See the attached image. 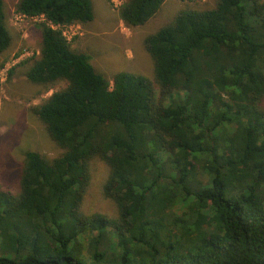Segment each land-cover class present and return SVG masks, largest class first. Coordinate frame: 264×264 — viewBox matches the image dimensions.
<instances>
[{"label": "trees", "instance_id": "trees-1", "mask_svg": "<svg viewBox=\"0 0 264 264\" xmlns=\"http://www.w3.org/2000/svg\"><path fill=\"white\" fill-rule=\"evenodd\" d=\"M165 1L126 0L119 20L142 26ZM16 11L42 18L27 80L66 83L32 108L63 153L27 152L18 193L0 191V264H264V0L185 10L147 37L155 85L71 49L57 27L91 22L90 0ZM93 158L115 217L81 211Z\"/></svg>", "mask_w": 264, "mask_h": 264}, {"label": "rangeland", "instance_id": "rangeland-1", "mask_svg": "<svg viewBox=\"0 0 264 264\" xmlns=\"http://www.w3.org/2000/svg\"><path fill=\"white\" fill-rule=\"evenodd\" d=\"M125 1L90 0L91 22L57 28L71 49L85 54L94 70L106 79L124 72L144 76L154 84L153 61L145 50L144 40L170 25L180 12L211 9L218 0H166L151 19L135 28H128L119 20L118 8ZM17 2L3 0L11 43L0 55V191L14 195L19 191L27 152L38 153L50 160L63 153L32 108L66 86L64 81L42 86L27 80L26 72L39 56L38 24L42 18L19 14ZM154 89L159 99L158 86ZM108 172V166L102 160L93 158L90 161V180L81 206L85 214L116 216L115 204L102 194Z\"/></svg>", "mask_w": 264, "mask_h": 264}, {"label": "built area", "instance_id": "built-area-1", "mask_svg": "<svg viewBox=\"0 0 264 264\" xmlns=\"http://www.w3.org/2000/svg\"><path fill=\"white\" fill-rule=\"evenodd\" d=\"M63 34V33H62ZM64 35V34H63ZM65 37V36H64Z\"/></svg>", "mask_w": 264, "mask_h": 264}]
</instances>
